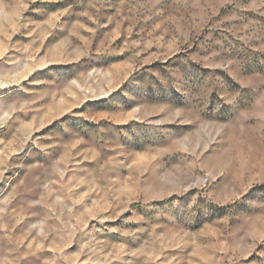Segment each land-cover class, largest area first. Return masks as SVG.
Wrapping results in <instances>:
<instances>
[{
    "label": "rangeland",
    "instance_id": "374dc122",
    "mask_svg": "<svg viewBox=\"0 0 264 264\" xmlns=\"http://www.w3.org/2000/svg\"><path fill=\"white\" fill-rule=\"evenodd\" d=\"M0 264H264V0H0Z\"/></svg>",
    "mask_w": 264,
    "mask_h": 264
}]
</instances>
